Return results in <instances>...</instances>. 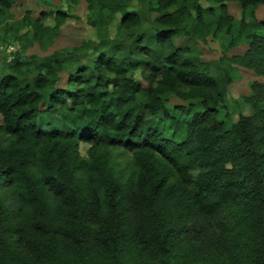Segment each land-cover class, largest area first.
<instances>
[{
	"label": "trees",
	"instance_id": "1",
	"mask_svg": "<svg viewBox=\"0 0 264 264\" xmlns=\"http://www.w3.org/2000/svg\"><path fill=\"white\" fill-rule=\"evenodd\" d=\"M86 1L103 30L105 12L120 13L125 29L139 23L132 0ZM207 1L218 6L148 0L161 27L130 43L83 41L74 52L94 56L64 87L56 56L31 77L19 60L0 70V264H264V85H252V112L227 126L218 117L227 70L171 44L233 26L229 46L247 49L230 62L264 75V18L226 11L264 0ZM9 6L0 0V16ZM138 64L145 88L127 75ZM167 92L187 101L181 119Z\"/></svg>",
	"mask_w": 264,
	"mask_h": 264
},
{
	"label": "rangeland",
	"instance_id": "2",
	"mask_svg": "<svg viewBox=\"0 0 264 264\" xmlns=\"http://www.w3.org/2000/svg\"><path fill=\"white\" fill-rule=\"evenodd\" d=\"M202 7H217L212 1L200 0ZM130 10L139 14V23L131 29L120 25V13H103L105 30L95 23V10L89 7L86 0H10L6 13L0 16V70L6 69L9 63L16 60L21 62V69L27 77L38 71V66L44 63V58L50 55L61 60V67L56 74V87L68 84L70 74H76L80 63L91 60L94 54L91 50L74 52V48L83 41L97 42L106 34L110 39H119L130 43L133 35L137 33L152 32L154 28L161 27L157 22V14L149 9L148 0H132ZM62 8L66 18L57 24L54 17L49 14L51 9ZM227 14L235 19L241 16L245 20L253 17L264 18V6L248 7L241 13V8L235 2H228ZM40 22V26L33 24L30 19ZM205 21H211V16L204 15ZM233 26H221V30L210 27L206 37L192 38L182 33H177L171 38L174 47H185L190 54L199 61L207 63L214 72L220 73L225 68L231 81L227 87L222 106L219 108L218 117L223 119L227 126L234 123L240 114L248 115L252 112L248 98L253 94L252 85L263 84L264 75L258 74L254 69H249L239 63L230 62V57L244 54L247 45L244 43L229 46ZM148 70L145 65H136L128 69L129 75L140 87L148 86ZM166 106L175 117L180 111L177 105H185L187 101L180 93L167 92L162 95ZM172 132V129L169 130ZM80 152L85 155L87 145L80 144ZM124 158H127L126 155Z\"/></svg>",
	"mask_w": 264,
	"mask_h": 264
}]
</instances>
